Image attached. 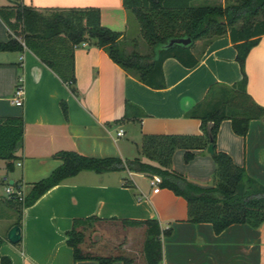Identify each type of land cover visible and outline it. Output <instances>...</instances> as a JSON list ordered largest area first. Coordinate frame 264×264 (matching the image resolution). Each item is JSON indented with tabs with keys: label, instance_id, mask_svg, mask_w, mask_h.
Instances as JSON below:
<instances>
[{
	"label": "crops",
	"instance_id": "crops-1",
	"mask_svg": "<svg viewBox=\"0 0 264 264\" xmlns=\"http://www.w3.org/2000/svg\"><path fill=\"white\" fill-rule=\"evenodd\" d=\"M22 1L37 9L95 6L101 24L124 31L123 38L127 40L141 38L138 22L122 0ZM9 3L10 0H0V5ZM11 36H15L14 32L0 16V41ZM142 43L138 40L139 46ZM131 46L125 43L127 49ZM191 50L198 56L192 66L183 65L173 56L163 60L166 84L155 88L125 71L102 47L87 41L74 48L71 89L29 47L0 49V116L23 117V138L15 151L13 168L7 171L5 160L0 158V182L14 189L18 185L24 195L32 182L60 163L53 156L60 149L126 159L141 156L143 132L198 133L200 119L185 112L203 99L212 83L232 84L240 79L241 71L228 34L208 42L198 39ZM147 51L149 47L142 50ZM245 71L247 91L264 106V33L249 49ZM19 75L24 88L20 106L11 101ZM126 101L139 106L143 115L117 121L125 112ZM119 128L123 132L117 135ZM206 147L195 149L188 161L184 160L183 148L175 149L171 169L197 185H212L215 162ZM215 147L243 166L253 181L264 185V114L249 121L244 135L233 130L229 118H223ZM149 177L128 169H82L23 208L21 238L16 243L6 237L16 216L5 207L8 212L0 211V218L5 216L9 223L0 232V256L8 255L11 264H99L95 258L74 260L65 233L73 218L96 215L105 222L156 218L161 229H169L161 235L163 264H264V221L258 226L233 222L215 232L209 221H190L186 199L172 189L160 183V189L154 192ZM6 194L0 190V200ZM110 264L123 261L115 259Z\"/></svg>",
	"mask_w": 264,
	"mask_h": 264
},
{
	"label": "trees",
	"instance_id": "trees-1",
	"mask_svg": "<svg viewBox=\"0 0 264 264\" xmlns=\"http://www.w3.org/2000/svg\"><path fill=\"white\" fill-rule=\"evenodd\" d=\"M10 1L0 5V16L15 36L0 41V49L22 50L23 41L71 89H74L73 51L81 41H92L125 71L151 87L160 88L166 84L162 68L166 57L173 56L183 65L192 66L198 60L191 50L196 40L208 42L228 34L236 49L235 58L241 71L240 79L232 84L212 83L203 99L185 112L200 119L198 133L143 132L139 145L141 156L126 159L116 155L93 156L73 149L56 151L53 156L60 163L49 174L32 182L23 196L11 192L0 200L2 206L17 214L13 223L20 226L24 207L82 169L96 172L128 169L148 175L158 173L162 177L161 185L186 199L188 219L209 221L215 232L233 222L258 226L264 221V185L253 181L243 166L235 164L227 152L215 147L217 129L223 118H229L233 130L244 135L249 121L264 114V106L247 91L245 71L246 55L264 33V0H233L224 4L209 0H122L124 7L138 21L141 37L131 39L130 49L125 47L124 31L101 24L98 7L37 9L22 0ZM185 35L192 39L191 45L175 44L152 51L169 37ZM138 40L146 43L149 51H140ZM62 108L66 114L65 105ZM140 115H143L142 109L126 101L125 112L117 121ZM22 138V115L0 116V158L5 160L7 171L13 168L17 157L15 151ZM209 143L213 145L211 155L215 162L212 185H197L171 169L175 149L183 148L184 160L188 161L195 149L205 148ZM99 220L102 218L96 215L73 218L71 227L65 232L73 259L95 258L99 264H110L120 259L123 264H133L131 257L122 254H100L84 249L86 228ZM120 221L123 225L143 227L145 264H163L161 235L168 233L169 229H161L156 218H122ZM0 264H11V258L2 254Z\"/></svg>",
	"mask_w": 264,
	"mask_h": 264
},
{
	"label": "rangeland",
	"instance_id": "rangeland-1",
	"mask_svg": "<svg viewBox=\"0 0 264 264\" xmlns=\"http://www.w3.org/2000/svg\"><path fill=\"white\" fill-rule=\"evenodd\" d=\"M209 1L224 4L233 0ZM127 43L130 46L132 45L131 40H127ZM137 47L140 51H146L148 49L146 43H142V46L138 45ZM7 185L0 182L1 192L5 193V187ZM7 209L0 203V211L8 212L10 209ZM14 215L16 216L17 214L15 213ZM8 223L9 220L5 216L4 218H0V232L4 230ZM143 238L144 232L140 226L123 225L118 221H94L85 230L84 249L90 248L92 252L100 254H122L131 257L133 264H145L142 254Z\"/></svg>",
	"mask_w": 264,
	"mask_h": 264
},
{
	"label": "built area",
	"instance_id": "built-area-1",
	"mask_svg": "<svg viewBox=\"0 0 264 264\" xmlns=\"http://www.w3.org/2000/svg\"><path fill=\"white\" fill-rule=\"evenodd\" d=\"M86 43L87 41H81L79 45H85ZM22 45L25 47V44L23 43V41H22ZM23 93H24V88H23V83H22V77L21 75H19L17 78V82L15 84L12 96H11V101L15 105H19V106L22 105L23 104ZM122 132H123L122 128H119L116 131V134L120 135L122 134ZM161 181H162V177L160 174L153 173L150 175L149 182L152 185V190L154 192H157L160 189ZM5 192L7 194H10L11 192H16L19 196H23V193L19 187L14 189L11 185H8L5 187Z\"/></svg>",
	"mask_w": 264,
	"mask_h": 264
},
{
	"label": "water",
	"instance_id": "water-1",
	"mask_svg": "<svg viewBox=\"0 0 264 264\" xmlns=\"http://www.w3.org/2000/svg\"><path fill=\"white\" fill-rule=\"evenodd\" d=\"M175 44H179V45H183V46H189L192 44V39L186 35L185 36H172V37H169L166 40V42H164L163 44L159 45L156 48L158 50L161 47H164V48L171 47ZM206 148L209 152H212L213 151L212 143H209ZM10 183H12V180H10ZM6 237L12 243L18 242L21 238L20 226L16 223L12 224L9 227V229L7 230Z\"/></svg>",
	"mask_w": 264,
	"mask_h": 264
}]
</instances>
